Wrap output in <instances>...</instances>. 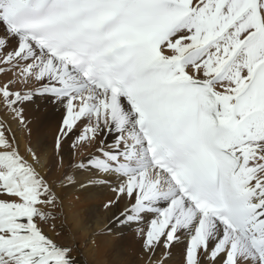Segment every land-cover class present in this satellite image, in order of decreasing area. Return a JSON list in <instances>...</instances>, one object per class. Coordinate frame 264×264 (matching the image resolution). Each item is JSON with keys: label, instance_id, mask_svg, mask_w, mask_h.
Returning a JSON list of instances; mask_svg holds the SVG:
<instances>
[{"label": "snow or ice", "instance_id": "obj_1", "mask_svg": "<svg viewBox=\"0 0 264 264\" xmlns=\"http://www.w3.org/2000/svg\"><path fill=\"white\" fill-rule=\"evenodd\" d=\"M0 74V264H77L11 127L38 100L149 264H264V0H0Z\"/></svg>", "mask_w": 264, "mask_h": 264}, {"label": "rangeland", "instance_id": "obj_2", "mask_svg": "<svg viewBox=\"0 0 264 264\" xmlns=\"http://www.w3.org/2000/svg\"><path fill=\"white\" fill-rule=\"evenodd\" d=\"M7 77L4 76L3 74H0V81L6 80ZM17 87H22V85H17ZM0 118H3V116H7V113L3 112V109H0ZM63 114V109L58 106H53L51 103L45 102L43 100H38L36 103L27 106L26 111H25V116L27 117V122L25 125H17V128L23 132H25L26 135V143L27 145L24 147L26 152L29 153V149H31L32 152H35L36 155L38 156V151L37 149L31 147L30 144L34 142L32 139L35 137H38L39 133L45 134L44 136L47 137V145L54 147V164L56 168L59 169V177L58 182H60V188L62 190V195L64 194L63 192H66V196L72 200H74V194L77 192H85L88 193L90 196L93 198L90 199L88 204L82 203L78 206V213L79 216L82 219H86L88 214L90 213L89 211L92 209H97L95 213V218L98 217H106L111 216V213L114 211H117L116 208H105L104 205L107 202V200L111 197L112 193L110 192L109 188L107 187H102L103 189H98L97 186L94 187H86V188H81L78 185L76 186H67V181L64 180V176L66 172H72L74 173V168L72 170L69 169V161L70 159L73 161H79L81 158L86 157L88 154V151H91V148L84 149V148H79L75 150V153L73 154V150L71 149V141L72 137L68 138L67 140H64L62 142L61 148L56 147V140L57 137L60 135V125H61V118ZM12 127V126H11ZM13 129V128H12ZM17 129V131H18ZM16 133V132H15ZM38 134V135H36ZM53 135V136H52ZM49 136V138H48ZM54 139V141H53ZM21 151V148H20ZM61 157H63V163H61ZM49 160L44 162V166L46 163H48ZM52 168V167H51ZM55 168V169H56ZM49 170V168H48ZM76 179L80 181H86L87 179V174L86 173H81L79 175H76ZM92 188V189H91ZM59 204V201L57 202ZM123 201L121 202L120 207H123ZM93 205V207H92ZM57 207V204H56ZM55 207V208H56ZM54 208V209H55ZM54 209L50 208L49 211H51L55 219H49L47 222L43 223L44 226L47 227H53L54 225L51 224L53 221L58 222V219L60 218L59 215H55ZM84 209V210H83ZM83 212V213H82ZM67 215L66 212H62L61 216ZM84 216V217H83ZM94 218V219H95ZM102 218V217H101ZM56 224V223H55ZM111 224V220H109L105 225L108 226ZM141 227L146 228L147 224L142 225ZM57 231L59 233L57 234L56 241L59 244L69 246L74 253L77 251V246L79 243H70L69 235H68V229L64 226H59L58 228L56 227ZM64 229V230H63ZM100 231V232H99ZM138 229L133 227V228H125L122 231V234H120L118 237L125 238L124 242H121L120 246H122L123 250L122 252L129 253V252H134V253H139L138 256H145L144 251L142 250L141 247V239L137 235ZM101 233V230L99 229L97 231V234ZM77 240L81 238V235L78 233L77 235ZM127 239V240H126ZM136 240V245H133L132 241ZM126 243V244H125ZM136 247V248H135ZM132 248V249H131ZM143 251V252H142ZM163 253L164 250L161 247V249L157 250L155 256L156 258H163ZM183 253V244H177L173 246L171 249V256L166 259L165 264H180L181 257ZM150 257V256H149ZM146 258H148L146 256ZM151 257L149 260L145 261L147 264H149Z\"/></svg>", "mask_w": 264, "mask_h": 264}, {"label": "bare ground", "instance_id": "obj_3", "mask_svg": "<svg viewBox=\"0 0 264 264\" xmlns=\"http://www.w3.org/2000/svg\"><path fill=\"white\" fill-rule=\"evenodd\" d=\"M11 126L16 132V139L19 142L21 153L28 156L29 153H27L24 148L27 145L25 132L19 130L15 122H13ZM44 135L39 133L38 137L32 139L34 142L30 145L38 151L39 160L36 162L37 169L52 183L55 192L59 195V199L57 200V202L59 201V204L57 203V207L53 209L55 215L60 214L58 222H55V224L53 221L51 223L54 225L53 227L43 225L44 230L56 240L57 234L59 233L56 227L58 228L61 225L64 226L65 229H68L69 242L79 243L77 251L75 253L72 251V255L76 259L77 264H147L145 261L149 260V256L146 258V255L143 256V254L138 256V252H122L123 248L120 246V243L124 242L125 238L118 236L122 234V231L125 228H122L119 225L113 226L112 223L108 226H103L109 220H112V214L114 211L111 213V216H107V218L103 216H101L102 218H95L94 212H96L97 209H92V211H89L90 213L87 218L82 219L78 213V206L81 203L82 205L83 203L88 204L93 197L86 193V191L75 193L74 200L68 198L66 192H63L64 194L62 195V190L59 186L60 182H58L57 179L59 177V169L56 168L54 158L52 157L54 154V147L53 145H47V137ZM47 160H49V162L44 166L43 163ZM97 188L103 189L100 186H97ZM62 212H66L67 215L63 214V216H61ZM99 229L101 230V233L97 234ZM78 233L81 235L79 241L76 236ZM132 242L133 243L131 244L136 245V240Z\"/></svg>", "mask_w": 264, "mask_h": 264}]
</instances>
